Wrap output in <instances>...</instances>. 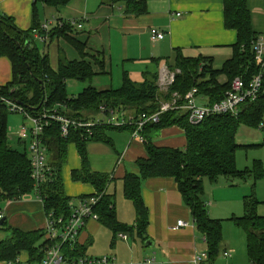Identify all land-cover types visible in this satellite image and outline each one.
<instances>
[{
	"label": "trees",
	"instance_id": "1",
	"mask_svg": "<svg viewBox=\"0 0 264 264\" xmlns=\"http://www.w3.org/2000/svg\"><path fill=\"white\" fill-rule=\"evenodd\" d=\"M71 0H34L31 11V26L23 31L16 27L12 17L0 10V57L9 60L11 79L0 85V202L19 200L24 196L35 194L41 197L46 216L70 215V197L64 191L61 169L66 161L68 144L73 143L80 156L81 167L71 172V179L90 184L94 193L102 194L94 211L98 222L111 232V244L118 234H134L145 240L148 225V210L141 195V182L152 177H172L175 179L184 204L188 207L193 224L206 245V261L213 263L222 241V220L209 217L207 205L203 200V179L214 180L218 176L232 178L252 177L255 181L264 176L260 161H254L252 168L238 169L236 153L241 145L235 141L240 125L259 127L264 117V67L254 59L252 42L264 35L252 29L251 12L247 0H223L224 27L236 31V42L232 45V56L220 69L213 67L212 59L204 56L186 57L177 49L175 63L170 70H178L174 83L161 97L157 90V73L144 72L141 82L132 81L123 72L118 88L97 89L91 85L95 77L94 64L84 60L86 43L73 35V25L66 22L61 26H52L48 41L63 38L79 55V60H68L65 52L58 50L57 67L49 63L46 50L40 51L32 37V32L40 29L37 3L46 8L57 10ZM110 4L123 3L125 12L143 14L147 11L144 0H105ZM60 19V18H58ZM73 34V35H72ZM159 59H156L158 61ZM98 69H103V61L97 62ZM261 74L262 91L255 101L241 105L237 116L230 114L209 115L197 125H191L183 109H174L162 113L159 122L147 124L141 135L144 139L146 157L136 160L138 173H126L122 179V193L131 201L134 209V223H121L116 214L114 193H108L113 181L107 173L95 172L88 161L86 144L90 140L109 142L106 134L109 130H122L132 127L125 125H99L93 127V134L87 136L84 129L70 128L69 136H60L59 126L52 123L42 133V142L47 148L49 172L43 183L35 187L31 178L29 155L10 145L8 139V106L2 98L21 105L30 116L39 115L44 110L56 108L70 117L88 119L97 115L99 106L117 107L126 113L139 115L152 114L159 108V100L172 99V94L179 96L177 104L183 103L184 95L193 87L198 95L205 97L209 103L220 101L224 93L231 88L234 78L240 77L248 83L254 76ZM225 76L220 82L219 77ZM76 79L89 84L75 97L66 92V81ZM160 97V98H159ZM161 99V100H162ZM178 127L184 132L186 144L183 148L158 147L152 140L161 129ZM88 195H80L84 197ZM259 201L254 195L243 197L244 213L232 216L230 220L245 232L246 254L249 264H264V215L257 213ZM3 217V216H2ZM2 219V218H1ZM0 229L9 232V236L0 239V261L15 263L22 252L28 254V262L39 263L44 257L45 247L50 242L44 238V230L22 231L10 227L3 219ZM125 236V235H124ZM88 241L75 244L73 248L62 245L61 251L68 258L92 256L86 254ZM114 256V254H103ZM93 256V257H100ZM116 262L117 259L115 257ZM138 262V261H137Z\"/></svg>",
	"mask_w": 264,
	"mask_h": 264
},
{
	"label": "crops",
	"instance_id": "2",
	"mask_svg": "<svg viewBox=\"0 0 264 264\" xmlns=\"http://www.w3.org/2000/svg\"><path fill=\"white\" fill-rule=\"evenodd\" d=\"M33 1L0 0V10L13 18L18 29L26 31L32 23ZM144 1L147 11L139 15L126 13L123 3L110 4L105 0H71L57 10L46 8L38 2V20L42 23L49 18L71 19L82 25L81 28L74 26L75 33L72 35L86 43V49L101 55L103 69L95 67L97 74L92 81L94 87H101L99 89L120 87L123 72L134 82H141L144 72L157 73L158 79L161 66L174 65L177 49L186 57L201 55L211 58L215 69H220L231 58V47L236 42L237 34L235 30L224 27L223 0ZM247 5L251 12L252 29L264 34V0H247ZM151 28L163 32L164 38L152 40ZM54 39L57 57L59 49L64 51L60 45L74 50L63 38ZM51 43L52 41H47L43 44V51L47 52ZM64 52L66 55V51ZM75 53L77 54L76 51ZM77 56L78 59L75 60L80 59L78 54ZM10 79V62L7 58L0 57V85L9 82ZM219 81L224 82L225 76L221 75ZM106 134L109 142L91 140L86 144V148L91 169L107 173L113 179L107 192L114 193L118 218L117 182L120 181L122 187V179L126 173H138L135 162L146 157V150L144 141L133 139L129 129L109 130ZM152 142L158 147L171 148H183L186 144L183 130L174 126L161 129ZM67 154V162L62 165V176L64 173L66 178L63 182L66 195L78 197L94 193L90 184L71 179V172L81 167L80 156L73 143L68 144ZM31 195L34 194L3 203L0 212L8 226L22 231L45 228L46 215L42 201L35 195L29 197ZM141 195L148 210L147 238L142 240L132 233H122L125 238L117 236L120 244L114 255L118 263L129 264L154 255L153 264H193V259L206 251V245L203 236L197 232L193 224L190 211L182 200L175 179L172 177L143 179ZM128 202L130 205L127 207L126 202L120 200L118 220L131 225L134 223V209L131 201ZM204 202L207 210L209 205L213 207L217 204V201L207 199ZM123 212L131 215L130 223L122 220ZM178 220H183L186 225L174 228ZM100 226L102 225L98 221L89 220L79 234L78 244L92 242ZM226 249L222 250L223 256L231 258V253ZM19 258L27 260L28 254L22 252ZM215 262L209 263L203 259L199 264ZM0 264L7 262L0 261Z\"/></svg>",
	"mask_w": 264,
	"mask_h": 264
},
{
	"label": "built area",
	"instance_id": "3",
	"mask_svg": "<svg viewBox=\"0 0 264 264\" xmlns=\"http://www.w3.org/2000/svg\"><path fill=\"white\" fill-rule=\"evenodd\" d=\"M177 15H180L177 13ZM66 22L70 25L81 28V24L76 20H63L56 18L46 19L40 24V29L44 32L39 34L37 29L32 32L34 40H38L45 44L49 39V31L52 26H61ZM152 40H160L164 38V33L156 28L150 29ZM252 48L254 51V59L264 67V35H259L253 42ZM179 71L170 70L166 65L161 66L158 73L157 88L160 93H166L169 87L174 83L175 75ZM261 74L254 76L248 83H245L240 77L233 79L231 88L224 93V97L214 103L202 96L198 95L197 88L193 87L183 97V103L177 104L179 96L176 93L172 94L170 100H159V108L155 113L147 114L126 113L123 109L117 107H107L101 104L97 115L88 119L70 117L56 108L44 110L39 115L30 116L24 108L12 102L9 99L2 98V101L8 106V109L17 111L22 114L28 121L29 125H21L19 132L16 135L19 143L23 144L26 152L29 155L31 164V178L34 181L35 187L43 183L46 179L49 166L47 164V148L42 142V133L45 128L52 123H57L59 126L60 136L66 139L69 136L70 128L84 129L87 136L93 134V127L99 125H112L115 127L131 126V137L137 140H143L141 132L145 125L156 124L159 122V116L169 110L183 109L187 113L189 124L197 125L209 115L215 114H230L237 116L241 110V105L246 102L257 100L262 91ZM264 92V91H263ZM102 194H93L84 197H77L69 201L70 215L67 218L62 216L52 217L51 214L46 216V226L44 230V238L50 242V245L45 247L43 259L36 264H120L116 262L114 256L103 255L100 257L85 256L77 258H68L62 253L61 246L69 245L71 248L78 244V237L89 220L98 221V214L94 211L95 205L98 203ZM41 200V197H39ZM42 201V200H41ZM2 213L0 212V219ZM183 220H178L174 228L185 226ZM118 236L124 235L118 234ZM225 256L228 254L224 253ZM206 258V253L203 252L193 259V264H199L200 261ZM155 256L151 255L142 261L129 264H153ZM7 264H12L7 262ZM13 264H33L27 260L18 258Z\"/></svg>",
	"mask_w": 264,
	"mask_h": 264
},
{
	"label": "rangeland",
	"instance_id": "4",
	"mask_svg": "<svg viewBox=\"0 0 264 264\" xmlns=\"http://www.w3.org/2000/svg\"><path fill=\"white\" fill-rule=\"evenodd\" d=\"M79 34V33H78ZM56 39L52 40L51 45L47 49L49 63L51 67L55 69L57 67V55L55 46ZM36 46L40 51L44 49L43 42L34 40ZM64 51H66V58L68 60L78 59L77 54L74 50L66 48L60 45ZM62 50V49H61ZM84 60L89 63H95L94 66L97 67V62L102 60L99 53H95L88 49H85ZM89 83L87 81H78L76 79H69L66 83V92L69 97H75L85 86ZM93 85V82L91 83ZM94 86V85H93ZM97 89L101 87L95 86ZM116 88V87H114ZM158 90V88H157ZM168 92V91H167ZM166 92V93H167ZM158 91V95L161 97L163 94ZM159 97V98H160ZM162 99V98H161ZM160 99V100H161ZM8 124V139L10 145L19 150L25 151L22 143H18L16 135L19 132V127L21 125H29V121L20 113L10 112L7 120ZM91 141V140H90ZM235 141L238 145H241L236 153V165L237 168L242 170L245 168H252L254 161H260L264 168V117L262 123L259 127H248L246 125H240L238 127ZM89 142V141H88ZM87 142V144H88ZM98 145V144H94ZM68 159V154L66 156V161ZM64 163V164H65ZM63 164V165H64ZM62 176V169H61ZM62 181L65 182L66 178L64 173L62 176ZM70 181V180H69ZM71 182V181H70ZM64 184V183H63ZM117 192H116V205L118 218L120 219V200L125 201L127 207L130 203L122 196V187L120 181L117 182ZM111 186L110 189H112ZM253 194L255 199L259 201L257 206V213L259 215H264V176L258 180L253 181L252 177L246 176L245 178H232L226 176H218L214 180L204 178L203 179V200L217 201V204L213 207L209 205L208 214L210 218L222 220V241L220 243V252L216 258L215 264H249L246 254V243H245V232L240 227L236 226L230 218L232 216H242L244 213L243 208V197L246 195ZM35 195V194H34ZM31 195L29 197H35ZM3 203L0 202V209L3 208ZM133 214V211H132ZM122 220L129 222L132 220L131 215L123 212ZM127 224V223H126ZM129 225V224H128ZM111 232L103 225L100 226L96 235L92 238V242L87 245L86 254L87 255H103V254H114L120 244L118 237L114 240L115 242L111 244ZM9 236V232L0 229V239H5ZM89 240V239H88ZM229 251L232 255L231 258H226L223 256V249Z\"/></svg>",
	"mask_w": 264,
	"mask_h": 264
},
{
	"label": "water",
	"instance_id": "5",
	"mask_svg": "<svg viewBox=\"0 0 264 264\" xmlns=\"http://www.w3.org/2000/svg\"><path fill=\"white\" fill-rule=\"evenodd\" d=\"M2 221H3V218H2V219H0V224L2 223Z\"/></svg>",
	"mask_w": 264,
	"mask_h": 264
}]
</instances>
